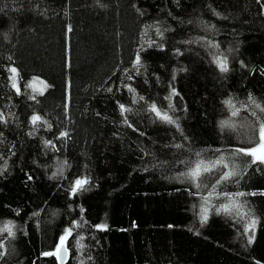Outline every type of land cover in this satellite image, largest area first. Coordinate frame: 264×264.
<instances>
[{
  "label": "trees",
  "instance_id": "16d2710c",
  "mask_svg": "<svg viewBox=\"0 0 264 264\" xmlns=\"http://www.w3.org/2000/svg\"><path fill=\"white\" fill-rule=\"evenodd\" d=\"M249 95L264 105V0H0V264H57L68 228L65 264H264V164L236 153L264 119ZM221 156L199 188L180 175ZM230 169L239 214L203 199Z\"/></svg>",
  "mask_w": 264,
  "mask_h": 264
},
{
  "label": "snow or ice",
  "instance_id": "6c2138e0",
  "mask_svg": "<svg viewBox=\"0 0 264 264\" xmlns=\"http://www.w3.org/2000/svg\"><path fill=\"white\" fill-rule=\"evenodd\" d=\"M215 47V45H213ZM217 64L220 67V70L223 72L228 71L227 67V61L225 60H220L217 59ZM137 65L140 63V58L137 56L136 62ZM10 71L14 74L12 77L13 80V87L16 88L17 92L20 91L19 87H17L15 80H16V74L17 70L15 68H11ZM37 83L36 78H33V81L31 84L26 85V87H32L33 91H36L35 89V84ZM39 83L43 84V81H39ZM47 85H45V88ZM111 90V89H109ZM129 91H134V89L129 88ZM40 94H43V90H40ZM35 97H33L34 99ZM140 99H143V97H140ZM249 102L251 105L254 106L255 109H258L260 113H264V105L258 103L251 95H249ZM224 103L232 109L231 115L232 116H238L239 115V109L236 108V106L232 103L231 100H226ZM171 107V105H169ZM121 113L125 111H130V109L125 108L123 104L119 105ZM241 107H245V105H241ZM151 111L155 112L158 117H160L162 120L167 121L168 123H174L172 118L167 115V113H161L160 110L157 109L155 104L151 105ZM252 116L257 117V123H258V130L254 128V135H253V144L254 146L251 148L247 149H236V153H243L244 155L251 156L253 157L251 163H256L259 161V163L264 164V119H261V117L257 116V112L253 111L251 113ZM3 117L0 116V119ZM42 117L39 115H33L31 117V123L33 125H36L38 121H41ZM44 123H47L44 121ZM222 127H232L233 125L229 121H222L221 122ZM68 135L67 132H62L60 133L61 137H66ZM46 144H51V141H45ZM176 147H182L181 145H176ZM235 154V153H234ZM197 157L200 156L199 153L196 154ZM228 164L224 163V157L221 156L217 160L213 161H208L206 162L203 159H197L196 161L192 162V166L188 169L187 172L181 173V176H184L186 179H188L190 182H192L195 187L199 188L201 186V177L205 173H211L213 169H224L228 168ZM238 173L234 169H230L228 171H219L215 183L211 186V190L208 193V196L203 197L205 204H207L208 200L213 196V195H223L227 198V203L222 204L220 207L216 209V211L219 213L223 211L226 214H231L233 211H236L237 214H239V209L243 207V205H239L237 201L234 199V197H242L245 195L243 192H237L235 194H228V193H217V186L224 183L225 181L229 180L233 176H236ZM88 184V180L86 178L83 179H76L74 182V186L71 189V194L75 195L77 191H85V185ZM204 187H209V185L204 184ZM261 195H264V193H260ZM251 195H256V193H251ZM195 207V206H194ZM38 213H34L36 215ZM207 220V208L202 207L201 208V221L204 222ZM255 221H252V226H254ZM76 227H80L78 223L75 224ZM14 225L12 224L11 221H8L3 225V227H0V235H2L4 232H7L8 236H14V233L12 231V228ZM97 228L104 229L106 226L105 225H97ZM72 234V229L68 228L65 229L64 235L60 237V243L57 245L56 252H46L43 253V255H56L57 253H61L60 256H58V259H62L63 255L67 254L68 249L64 247V242L67 239L68 236ZM80 239H83L81 237ZM251 242V239L250 241ZM3 248V244L0 243V249ZM5 253L3 251H0V257H2Z\"/></svg>",
  "mask_w": 264,
  "mask_h": 264
},
{
  "label": "rangeland",
  "instance_id": "374dc122",
  "mask_svg": "<svg viewBox=\"0 0 264 264\" xmlns=\"http://www.w3.org/2000/svg\"><path fill=\"white\" fill-rule=\"evenodd\" d=\"M16 79H17V74H16ZM37 80V83L35 84V89H36V91L39 89V88H42L41 90H43V92L46 90V88H45V85H47L44 81H43V84H41V83H39V81H42V80H38V79H36ZM29 84V83H28ZM32 88V87H31ZM43 256V255H42Z\"/></svg>",
  "mask_w": 264,
  "mask_h": 264
},
{
  "label": "flooded vegetation",
  "instance_id": "af4514ba",
  "mask_svg": "<svg viewBox=\"0 0 264 264\" xmlns=\"http://www.w3.org/2000/svg\"><path fill=\"white\" fill-rule=\"evenodd\" d=\"M53 252H56V249H55ZM43 256H45L44 258H53V260H54L57 264H60L59 259L57 258V257H58V253H57L56 255H48V256L43 255ZM64 264H65V263H64Z\"/></svg>",
  "mask_w": 264,
  "mask_h": 264
},
{
  "label": "water",
  "instance_id": "95a60500",
  "mask_svg": "<svg viewBox=\"0 0 264 264\" xmlns=\"http://www.w3.org/2000/svg\"><path fill=\"white\" fill-rule=\"evenodd\" d=\"M65 247V246H64ZM55 253V252H54ZM61 255V253H58V256H60ZM43 257H45V256H43ZM67 258H68V251H67V254L66 255H63L62 256V259H59V262H60V264H64L65 263V261L67 260Z\"/></svg>",
  "mask_w": 264,
  "mask_h": 264
},
{
  "label": "bare ground",
  "instance_id": "6f19581e",
  "mask_svg": "<svg viewBox=\"0 0 264 264\" xmlns=\"http://www.w3.org/2000/svg\"><path fill=\"white\" fill-rule=\"evenodd\" d=\"M70 29H68V32H69Z\"/></svg>",
  "mask_w": 264,
  "mask_h": 264
}]
</instances>
